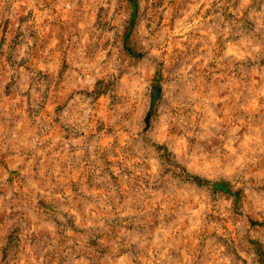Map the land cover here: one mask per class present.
<instances>
[{"label":"rangeland","instance_id":"1","mask_svg":"<svg viewBox=\"0 0 264 264\" xmlns=\"http://www.w3.org/2000/svg\"><path fill=\"white\" fill-rule=\"evenodd\" d=\"M0 264H264V0H0Z\"/></svg>","mask_w":264,"mask_h":264}]
</instances>
